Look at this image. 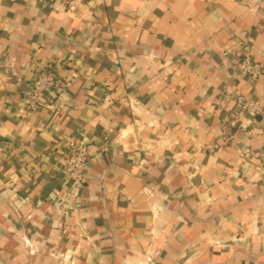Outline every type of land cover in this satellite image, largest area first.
<instances>
[{
    "label": "crops",
    "instance_id": "crops-1",
    "mask_svg": "<svg viewBox=\"0 0 264 264\" xmlns=\"http://www.w3.org/2000/svg\"><path fill=\"white\" fill-rule=\"evenodd\" d=\"M245 55L264 67V0H0V264H264Z\"/></svg>",
    "mask_w": 264,
    "mask_h": 264
},
{
    "label": "built area",
    "instance_id": "built-area-1",
    "mask_svg": "<svg viewBox=\"0 0 264 264\" xmlns=\"http://www.w3.org/2000/svg\"><path fill=\"white\" fill-rule=\"evenodd\" d=\"M40 2L65 3L67 0H38ZM227 55V53H226ZM234 68L249 78L257 79L262 76L264 67L255 62L250 56L234 61ZM60 82L55 72L45 70L41 72L33 84L28 101V112L31 113L40 107L42 96L58 90ZM235 107L240 113H245L253 119L264 121V107L258 100L248 99L239 95L235 99ZM89 151L85 144H71L68 153L65 174L71 181V186L77 191L82 190L86 172L88 171Z\"/></svg>",
    "mask_w": 264,
    "mask_h": 264
}]
</instances>
